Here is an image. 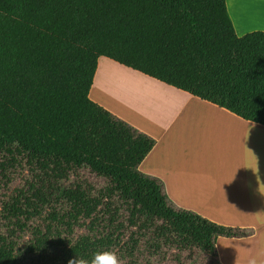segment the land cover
Instances as JSON below:
<instances>
[{
    "label": "trees",
    "instance_id": "trees-1",
    "mask_svg": "<svg viewBox=\"0 0 264 264\" xmlns=\"http://www.w3.org/2000/svg\"><path fill=\"white\" fill-rule=\"evenodd\" d=\"M101 56L264 125V31L226 0H0V264H223L246 231L139 169L156 139L91 99Z\"/></svg>",
    "mask_w": 264,
    "mask_h": 264
},
{
    "label": "crops",
    "instance_id": "crops-1",
    "mask_svg": "<svg viewBox=\"0 0 264 264\" xmlns=\"http://www.w3.org/2000/svg\"><path fill=\"white\" fill-rule=\"evenodd\" d=\"M260 1L226 0L239 36L264 31V21L251 26L242 12L264 14ZM119 63L99 58L90 97L156 139L139 169L160 178L179 207L246 231L218 237L223 264H264V125Z\"/></svg>",
    "mask_w": 264,
    "mask_h": 264
},
{
    "label": "clouds",
    "instance_id": "clouds-1",
    "mask_svg": "<svg viewBox=\"0 0 264 264\" xmlns=\"http://www.w3.org/2000/svg\"><path fill=\"white\" fill-rule=\"evenodd\" d=\"M69 264H121L116 253L111 250L97 251L90 260L74 259L70 260Z\"/></svg>",
    "mask_w": 264,
    "mask_h": 264
},
{
    "label": "bare ground",
    "instance_id": "bare-ground-1",
    "mask_svg": "<svg viewBox=\"0 0 264 264\" xmlns=\"http://www.w3.org/2000/svg\"><path fill=\"white\" fill-rule=\"evenodd\" d=\"M260 5L259 6H262V7H264V1H260ZM242 12H243V18H244V20L245 21H249V22H251V26H259V25H261V23L260 22H263L264 21V16H262V14L263 13H260V12H257L256 13V11L254 10V11H248V12H245L244 10H242ZM264 15V14H263ZM112 63V62H111ZM113 65H114V63H113ZM112 67H114V66H111V68ZM114 69H115V67H114ZM115 71V70H114ZM113 72V71H112ZM125 73V72H124ZM117 74H119V72L118 73H115L114 75L113 74H111V75H113L114 76V79L116 80V79H118V78H120V75H122V74H120V75H117ZM112 76V77H113ZM123 76V75H122ZM122 76H121V78H122ZM142 77V76H141ZM113 79V78H112ZM111 79V80H112ZM116 82V81H115ZM114 83V82H113ZM111 85V83H109V86ZM116 85H117V83H116ZM114 86H115V84H114ZM116 87V86H115ZM117 87H118V85H117ZM111 88L112 87H109V89L111 90ZM108 89V88H107ZM115 90H116V88H115ZM114 90V91H115ZM112 93V92H111ZM115 93V95L116 94H118V93H116V91L114 92ZM108 94H110V93H108ZM113 96V95H112ZM119 96V95H118ZM117 98H119V97H117ZM107 99H109V98H107ZM114 99V98H113ZM114 100H116L117 101V99H114ZM122 100V99H121ZM112 101V100H111ZM110 101V102H111ZM124 101V100H123ZM122 101V102H123Z\"/></svg>",
    "mask_w": 264,
    "mask_h": 264
},
{
    "label": "rangeland",
    "instance_id": "rangeland-1",
    "mask_svg": "<svg viewBox=\"0 0 264 264\" xmlns=\"http://www.w3.org/2000/svg\"><path fill=\"white\" fill-rule=\"evenodd\" d=\"M236 7H235V12H236V9H241L240 8V6H238V5H235ZM239 11V10H238ZM236 19H237V25L241 28V26L240 25H242V26H244L243 24H242V22L243 21H241L240 19H239V17H238V15H237V13H236ZM245 23H248V22H245ZM261 23V22H260ZM248 27V26H247ZM106 58V57H105ZM102 60H105L104 58L102 59ZM101 60V61H102ZM153 90V89H152ZM154 92V94L155 95H157L156 93H155V91H153ZM158 96V95H157ZM159 97V96H158ZM119 108L121 109V112H122V110L124 111L125 109H126V105H123V103H120V106H119ZM195 264H205L204 263V261L202 260V259H200L199 260V262L198 263H195Z\"/></svg>",
    "mask_w": 264,
    "mask_h": 264
}]
</instances>
